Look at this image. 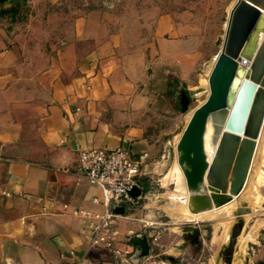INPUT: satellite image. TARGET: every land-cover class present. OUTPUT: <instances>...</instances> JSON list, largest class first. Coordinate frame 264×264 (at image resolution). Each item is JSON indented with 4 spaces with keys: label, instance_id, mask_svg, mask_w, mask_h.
Returning a JSON list of instances; mask_svg holds the SVG:
<instances>
[{
    "label": "crops",
    "instance_id": "obj_1",
    "mask_svg": "<svg viewBox=\"0 0 264 264\" xmlns=\"http://www.w3.org/2000/svg\"><path fill=\"white\" fill-rule=\"evenodd\" d=\"M59 15L27 29L0 18V264H108L92 244L102 191L77 171L78 152L157 156L153 117L175 119L173 92L188 90L202 54L191 27L171 17L130 34L101 9ZM116 247L121 257L139 252Z\"/></svg>",
    "mask_w": 264,
    "mask_h": 264
},
{
    "label": "rangeland",
    "instance_id": "obj_2",
    "mask_svg": "<svg viewBox=\"0 0 264 264\" xmlns=\"http://www.w3.org/2000/svg\"><path fill=\"white\" fill-rule=\"evenodd\" d=\"M235 2L236 0H5L0 2V18L22 24L23 29H27L29 20L42 18L51 12L58 11L60 18L68 20L79 13L97 8L106 14L113 27L124 28L130 34L147 31L146 24L151 25L154 19L162 16L171 17L177 27L187 24L192 29L194 54L202 53L187 87L190 96L188 110L191 111L208 97L209 91L203 86V79L207 77L206 70L211 60L220 51L229 9ZM179 87L184 88L183 85ZM197 90H201L200 93L196 94ZM173 94L176 102L169 114L174 115L175 119L153 117L152 127L161 148L157 156L142 166V182L145 186L143 198L129 217L120 221L121 237L124 238H120L119 243L136 245L131 240L133 236L145 237L150 243L153 256L157 260L168 259L170 264H228L230 254L233 255L232 264H264V183L257 182L259 172L264 171V149L254 166L249 192L247 191L249 194L245 192L246 198L244 194L240 203V206L245 204L247 209L251 207L256 213L216 221H197L187 219L186 216L180 218L178 214L184 210L185 198L182 191L178 193L176 190V172L173 169L177 154L174 146L188 119V113L182 111L180 93ZM233 237H236L235 241H232ZM224 246L226 248L223 250ZM101 248L109 260L115 258L113 250H118L117 247L111 250L105 246ZM137 249L140 251L139 246Z\"/></svg>",
    "mask_w": 264,
    "mask_h": 264
},
{
    "label": "water",
    "instance_id": "obj_3",
    "mask_svg": "<svg viewBox=\"0 0 264 264\" xmlns=\"http://www.w3.org/2000/svg\"><path fill=\"white\" fill-rule=\"evenodd\" d=\"M250 44L253 52H249ZM214 61L209 76L210 94L194 110L177 144L178 162L191 192L192 212L224 205L246 184L264 123V0H236ZM178 91L182 111L187 112L188 90ZM208 121L214 129L212 144L216 146L211 161L204 146ZM132 194L141 195L140 188L135 186ZM242 211L246 209L240 208L238 215ZM124 212V207L114 209L117 214ZM131 240L140 247L139 257L149 254L147 238L136 235Z\"/></svg>",
    "mask_w": 264,
    "mask_h": 264
},
{
    "label": "built area",
    "instance_id": "obj_4",
    "mask_svg": "<svg viewBox=\"0 0 264 264\" xmlns=\"http://www.w3.org/2000/svg\"><path fill=\"white\" fill-rule=\"evenodd\" d=\"M134 156L127 148L120 146L115 149L92 147L80 149L78 152L77 171L85 175L89 182L99 187L102 199L94 197L95 203L104 204L106 211L97 215L93 227L92 244L98 247L105 246L111 250L119 244L122 236L119 223L128 218L143 198L145 186L142 182L143 158ZM137 186L141 195H133L132 190ZM117 207H124V214L114 213ZM75 215H88L84 210H75ZM150 245V243H149ZM115 258L108 264H170L168 259L157 260L152 248L147 256L139 257L136 251H126L119 256V250L114 249Z\"/></svg>",
    "mask_w": 264,
    "mask_h": 264
},
{
    "label": "bare ground",
    "instance_id": "obj_5",
    "mask_svg": "<svg viewBox=\"0 0 264 264\" xmlns=\"http://www.w3.org/2000/svg\"><path fill=\"white\" fill-rule=\"evenodd\" d=\"M234 5V4H233ZM232 5V6H233ZM231 6V8H232ZM231 8L229 9V12L231 10ZM229 16V15H228ZM227 22H228V18H227V21L225 23V30H226V27H227ZM263 35V33L261 32L259 34V38H261ZM224 38V37H223ZM222 43H223V40H222ZM222 43H221V46H222ZM221 48V47H220ZM219 48V49H220ZM250 50L249 52H253V49L254 46L253 44H250ZM216 55L213 57V59L211 60V64L210 66L208 67V69L206 70V75L207 77L203 79V86L207 89V91H209V94H210V87H209V76L211 74V71H212V68H213V65H214V59H215ZM210 62V61H209ZM243 64L241 63V66ZM208 66V65H207ZM201 90H197L195 93L198 94L200 93ZM203 93V92H202ZM208 94V95H209ZM207 99V98H206ZM201 104L204 103V102H200ZM200 104V105H201ZM197 108V107H196ZM195 108V109H196ZM191 110V111H187L186 113H188V119H186L187 123L189 121V119L191 118L194 110ZM186 123V124H187ZM184 128V127H183ZM213 126H212V123L211 121H208V124H207V127H206V131H205V135H204V146H205V151L208 155V158L209 160L211 161L212 158L214 157L215 153H216V146H214L212 144V136H213ZM183 131L178 135L177 139H176V142H175V148H176V154H177V161L175 163V167H174V171L176 172V181H177V189L180 193V191L183 192L184 194V210L183 212H179V217L183 218V217H187V219H195L197 221H204V220H223V219H233V218H241L243 217V215H246L248 213L250 214H254L256 213L255 211H253L254 209H247V206L245 204H242L240 206V203H241V200H242V196L244 198H246V193L249 194L248 192V189L250 187V182H251V178H252V174H253V170H254V166L256 164V161L258 158L261 157L262 155V151L264 149V123H263V126H262V130H261V133H260V136L258 137L257 139V148H256V151H255V155H254V158H253V162H252V165H251V168H250V172H249V175H248V178H247V181H246V184L242 190V192L237 195V196H234V198L225 203L224 205H220V206H217L216 204H214V206L211 208V209H206V210H201L199 212H192L190 210V207H189V196H190V191L188 190V187H187V183H186V178H185V175H184V172L178 162V151H177V144L181 138V135H182ZM260 159H258L259 161ZM256 173V172H255ZM258 174V173H257ZM257 182L260 184V183H264V171H260L259 174H258V179H257ZM254 185V184H253ZM252 186V185H251ZM257 188V187H256ZM252 189V187H251ZM248 191V192H247ZM177 192V191H176ZM212 191H209V193H211ZM246 192V193H245ZM178 195V194H177ZM181 195V194H180ZM257 197V196H256ZM244 200V199H243ZM250 201V200H248ZM249 205V204H248ZM178 207L180 208V206L178 205ZM240 208H244L246 209V211H242L241 215H238V210ZM176 210V209H175ZM175 215V214H174ZM247 217V216H246ZM245 218V217H244ZM178 220V219H177ZM261 223V222H260ZM245 248V247H244ZM245 261V260H244Z\"/></svg>",
    "mask_w": 264,
    "mask_h": 264
},
{
    "label": "flooded vegetation",
    "instance_id": "obj_6",
    "mask_svg": "<svg viewBox=\"0 0 264 264\" xmlns=\"http://www.w3.org/2000/svg\"><path fill=\"white\" fill-rule=\"evenodd\" d=\"M231 255H232V254L229 255V261H228V264L232 261Z\"/></svg>",
    "mask_w": 264,
    "mask_h": 264
}]
</instances>
